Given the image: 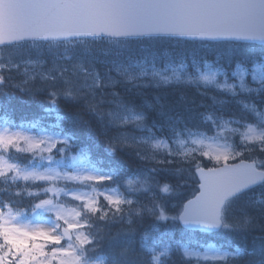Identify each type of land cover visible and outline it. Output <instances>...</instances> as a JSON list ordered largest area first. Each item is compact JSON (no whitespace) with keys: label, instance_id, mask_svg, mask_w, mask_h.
<instances>
[{"label":"snow or ice","instance_id":"1","mask_svg":"<svg viewBox=\"0 0 264 264\" xmlns=\"http://www.w3.org/2000/svg\"><path fill=\"white\" fill-rule=\"evenodd\" d=\"M170 38L234 45L216 50L221 60L240 42L259 41L260 53L230 74L195 49L191 61L187 49L175 50L180 62L161 58ZM30 42L39 55L21 59ZM0 48L16 50L0 51V264H174L177 255L182 264H264V0H0ZM13 71L24 77L16 91H41L28 87L37 78L46 85L31 118L3 90ZM191 85L231 100L214 96L193 116L169 92ZM61 100L78 110L63 113ZM230 103L236 112L225 118ZM127 149L142 168L116 158ZM188 181L193 198L169 207ZM145 216L152 223L138 232ZM115 222L128 227L113 236L99 226ZM225 231L259 235L250 248L186 240Z\"/></svg>","mask_w":264,"mask_h":264},{"label":"trees","instance_id":"2","mask_svg":"<svg viewBox=\"0 0 264 264\" xmlns=\"http://www.w3.org/2000/svg\"><path fill=\"white\" fill-rule=\"evenodd\" d=\"M140 40L142 41L143 38ZM166 40H169L170 42L171 41L183 42L185 45H188V46H192L194 44L200 43L198 41H190V40L182 41V40L177 39V38H170V39H166ZM30 43L38 44L36 42H30ZM211 44L212 45L206 46V52H205L206 60L210 64H213V66H217L222 71H227L230 74L233 72V69L236 68V66H237L236 61L244 60L246 62H250L251 60L256 59V57H258L259 53H260V45L259 44L238 43L235 45V47L237 49L235 58L233 60H221V58L216 54V50L217 49H223V48H228L229 50H231L234 47V45L226 44L224 42L211 43ZM140 45H142V44H140L138 42H133L132 44L129 45V47L135 48V47H139ZM241 49H243V51ZM244 52L251 53L252 55L246 56V55H244ZM248 66L250 69L251 68L250 63ZM247 81H248V83L252 84V78L250 75L247 76ZM32 89L36 90L34 88H32ZM45 89H46V87L40 88L41 91L36 92L34 95L16 91V89L11 87V86H10V88L7 89V91L15 92L17 99L15 101H13V103L16 104L17 107L20 109V114L24 115V116H28L31 118L34 113L39 112V105L41 104V102H45L48 99L47 91ZM108 91H112V89H108ZM115 91L121 92V94L124 95L122 87L116 88ZM169 92L171 94L170 99L175 100V101L180 100L181 95H183L184 100L182 102L181 107H182V109H183V107L190 108L192 110L191 115H193V116H198L199 113L206 112L213 107V105L209 101V98L206 96V98L208 99V102H207L204 94L202 92H200L198 90V88H196L194 86H185V87H180V88H176V89H169ZM223 97L226 100H231L230 97H227V96H223ZM111 98H112L111 96L105 97V99H111ZM257 103L260 104L259 99H257ZM262 106H264V105H262ZM60 107H61L63 113L68 114V115H72L78 110L79 105L72 104L70 102L61 100L60 101ZM231 108H232L233 112L235 113L236 108H235V105L232 103H231ZM85 118L91 119L90 117H85ZM17 119H19V116L17 117ZM93 126H95V122H94ZM203 131H205V130H203ZM208 131L209 130L206 131L207 134H208ZM212 131H215V130L213 129ZM101 139L103 140V137H101ZM257 155H260V154L257 153ZM116 158L117 159H124V160L128 161L131 168H134L136 166L141 165L138 161H135V158L132 156V154L129 151H123V152L118 151L116 153ZM262 158H264V157H262ZM259 194H260V192L258 189L256 195H259ZM20 199H21V201L23 200L22 198H20ZM69 201H71V200H69ZM151 223H152V218L145 216L143 220L137 222L135 227L137 228V231L139 232V231H142L143 229L147 228ZM171 223H172L171 221H169L167 223H162L164 227L161 230H164V228H166ZM99 226L101 227V229L103 230V232L105 234L111 233L113 236L117 233H123L128 227L126 223H122V222H115V223H112L110 225L100 224ZM157 226L160 227V225H157ZM179 227H181V226H179ZM258 235H259L258 231L254 232V233H250L246 237H242V236L237 235L235 233H229L227 231L221 233L220 235L204 234V233L198 232V233H193V235L191 237L186 238V240H190L192 243H195L196 241H200L201 243L207 242V243H212L216 246H220L221 244L225 243L226 241H231L234 244L238 243V244H241L242 246H246V247L250 248L251 244H252L253 237L258 236ZM175 236H176V239L179 240L181 238V233L177 230L175 232ZM107 243H108V240H105V244H107ZM173 260H174V264H182L178 255L176 257H174Z\"/></svg>","mask_w":264,"mask_h":264},{"label":"rangeland","instance_id":"3","mask_svg":"<svg viewBox=\"0 0 264 264\" xmlns=\"http://www.w3.org/2000/svg\"><path fill=\"white\" fill-rule=\"evenodd\" d=\"M161 44L163 45L160 49H159V52H158V55L163 58V59H168V58H172L174 60H176L177 62H180V57L176 54V51L175 50H179V51H183L185 49L188 50L189 52V56H188V61H191L193 59L192 55H191V52L193 49L196 50L197 52V57L196 59H199L200 56H204L206 58V55H205V52H206V48H201V47H184V45H182L181 43H176V42H173V41H169V40H164L161 42ZM209 44H205L203 46H207ZM143 46V45H142ZM141 45L139 47H142ZM27 49L29 50L28 52H25L24 56L21 57V59H24V58H27L29 55L32 57V58H36L39 53H40V50H41V47L42 45H39V44H35V43H29L27 46ZM137 48V47H135ZM0 51H3L5 52L4 54H7L9 52L15 54L16 50L15 49H6L5 51L3 50V48H0ZM48 59V64L45 66V71L47 70L48 67L51 66V58L50 57H47ZM98 69L100 71H103L104 70V66L103 65H97ZM214 68H216L215 66H213ZM236 70V68L234 69V71ZM259 70V69H257ZM9 75L11 76V80L9 81V85H15V84H18L20 83L24 77L20 74V73H17L15 71L9 73ZM219 79H223V77H219ZM246 80H247V77H246ZM250 84V83H249ZM251 85V84H250ZM195 86V85H194ZM28 87L30 88H34V89H40V88H45L46 85L45 83H43L39 78H37L34 82L30 83L28 85ZM4 90V89H3ZM199 91L202 92L204 94V96L206 95L208 98H209V101L211 102V104L214 106V101H213V97H217V99H224L223 96H220L218 95L219 93L215 92L214 90H205L204 88H199ZM205 96V98H206ZM207 102H208V99L206 98ZM216 107H219L218 105H216ZM233 110L231 108V103L229 105H227L224 109V112L223 114L225 115V118H227L230 114H233ZM249 122H254L251 118H249ZM232 127H236V125H232ZM213 130V129H211ZM225 135H231L230 133H225ZM233 142L235 143H238L239 142V136H234L232 138ZM22 146H24L22 144ZM130 150V149H128ZM131 151V150H130ZM22 155H27L28 156V159L31 157V153H24ZM213 163H215L214 161H212ZM176 167H182L184 165H180V164H176L175 165ZM60 187H63V184L61 183L59 185ZM186 191H191V189H189V186H186V187H181L179 189V192H180V196L179 198L177 197H169L167 198L168 200V204H169V207H171L172 205H177L181 202H183L184 200V197H183V194L184 192ZM145 198V201L147 203V198ZM172 215H174L175 213H170Z\"/></svg>","mask_w":264,"mask_h":264},{"label":"bare ground","instance_id":"4","mask_svg":"<svg viewBox=\"0 0 264 264\" xmlns=\"http://www.w3.org/2000/svg\"><path fill=\"white\" fill-rule=\"evenodd\" d=\"M3 50L5 51L6 48H3ZM4 53H5V52H4ZM8 88H10V86L5 87V88H4V91H7Z\"/></svg>","mask_w":264,"mask_h":264},{"label":"water","instance_id":"5","mask_svg":"<svg viewBox=\"0 0 264 264\" xmlns=\"http://www.w3.org/2000/svg\"><path fill=\"white\" fill-rule=\"evenodd\" d=\"M256 42H259V41H256Z\"/></svg>","mask_w":264,"mask_h":264}]
</instances>
